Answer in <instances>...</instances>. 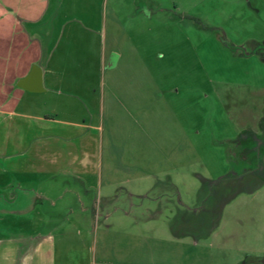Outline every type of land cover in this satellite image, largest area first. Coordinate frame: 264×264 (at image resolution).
I'll list each match as a JSON object with an SVG mask.
<instances>
[{"label":"rangeland","instance_id":"obj_1","mask_svg":"<svg viewBox=\"0 0 264 264\" xmlns=\"http://www.w3.org/2000/svg\"><path fill=\"white\" fill-rule=\"evenodd\" d=\"M130 2L106 0L107 18L82 22L66 10L61 19L69 29H110L107 75L117 83L105 92L118 99L105 97L100 122L122 171L54 177L53 187L28 191L65 203L69 219L88 210L93 229L171 238L179 264H264V0ZM135 77L142 82L129 85ZM30 135L0 117V171L27 166L4 144Z\"/></svg>","mask_w":264,"mask_h":264},{"label":"crops","instance_id":"obj_2","mask_svg":"<svg viewBox=\"0 0 264 264\" xmlns=\"http://www.w3.org/2000/svg\"><path fill=\"white\" fill-rule=\"evenodd\" d=\"M108 7L106 0H0V117L10 127L26 125L31 133L4 144L20 149L27 166L0 171V264H179L171 238L110 226L93 229L91 219L84 222L88 210L78 206L75 219H69L72 210L65 203L45 205L28 191L36 185L53 187L48 182L54 177L103 180L122 171L107 156L111 142L104 144L100 122L105 97L109 103L118 99L112 93L117 78L107 75L110 29H69L61 22L66 10L82 22L93 14L107 18ZM121 57L116 56L114 67ZM137 80L142 82L135 77L129 85ZM106 85L114 89L106 93ZM138 94L127 92L125 99ZM19 185L27 190L18 191ZM8 201L13 205L4 210ZM37 202L47 206L46 215H38Z\"/></svg>","mask_w":264,"mask_h":264},{"label":"trees","instance_id":"obj_3","mask_svg":"<svg viewBox=\"0 0 264 264\" xmlns=\"http://www.w3.org/2000/svg\"><path fill=\"white\" fill-rule=\"evenodd\" d=\"M201 226H200V224L197 226V228H200ZM173 229H174V226H173ZM175 230V229H174Z\"/></svg>","mask_w":264,"mask_h":264},{"label":"water","instance_id":"obj_4","mask_svg":"<svg viewBox=\"0 0 264 264\" xmlns=\"http://www.w3.org/2000/svg\"><path fill=\"white\" fill-rule=\"evenodd\" d=\"M116 60L114 61L113 65H115Z\"/></svg>","mask_w":264,"mask_h":264}]
</instances>
